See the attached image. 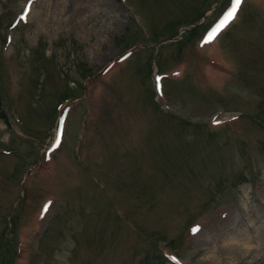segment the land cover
<instances>
[{"label":"rangeland","instance_id":"374dc122","mask_svg":"<svg viewBox=\"0 0 264 264\" xmlns=\"http://www.w3.org/2000/svg\"><path fill=\"white\" fill-rule=\"evenodd\" d=\"M228 2L0 0V264H264V0L204 44Z\"/></svg>","mask_w":264,"mask_h":264},{"label":"snow or ice","instance_id":"6c2138e0","mask_svg":"<svg viewBox=\"0 0 264 264\" xmlns=\"http://www.w3.org/2000/svg\"><path fill=\"white\" fill-rule=\"evenodd\" d=\"M243 3V0H233L232 2V8L231 10L227 13L226 16H224V18L222 20L219 21L218 24L215 25V27H213L211 29V31L208 33L206 39L204 40V44H209L212 43L217 37L218 35L231 23L235 20L237 14H238V10L241 7ZM28 16V12L25 11V13L20 17L21 21H24L26 19V17ZM214 123H220V121L214 120ZM63 130V125L61 124V129H60V133H62ZM58 133L55 139V146L59 147L60 145V140H61V134ZM47 207H45L43 209L44 212H47Z\"/></svg>","mask_w":264,"mask_h":264}]
</instances>
